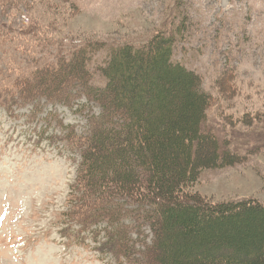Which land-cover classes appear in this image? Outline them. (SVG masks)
Returning a JSON list of instances; mask_svg holds the SVG:
<instances>
[{"label": "rangeland", "instance_id": "rangeland-1", "mask_svg": "<svg viewBox=\"0 0 264 264\" xmlns=\"http://www.w3.org/2000/svg\"><path fill=\"white\" fill-rule=\"evenodd\" d=\"M158 31L176 36L173 58L211 96L203 129L241 158L205 170L195 190L264 203V0H0V264H117L94 242L106 225L80 235L63 215L80 156L51 143L65 132L60 121L84 134L99 109L84 97L72 106L24 100L15 85L50 53L99 41L100 63L109 47Z\"/></svg>", "mask_w": 264, "mask_h": 264}, {"label": "trees", "instance_id": "trees-1", "mask_svg": "<svg viewBox=\"0 0 264 264\" xmlns=\"http://www.w3.org/2000/svg\"><path fill=\"white\" fill-rule=\"evenodd\" d=\"M175 43L158 31L92 63L106 45L86 41L35 61L15 85L24 100L72 106L84 97L99 109L84 134L60 121L65 132L51 142L80 156L63 215L80 235L106 225L94 242L117 264H264V203L215 202L195 190L205 170L241 158L203 129L211 96L173 58Z\"/></svg>", "mask_w": 264, "mask_h": 264}]
</instances>
